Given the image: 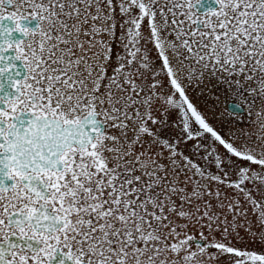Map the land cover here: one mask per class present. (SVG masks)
Listing matches in <instances>:
<instances>
[{
    "label": "snow or ice",
    "instance_id": "1",
    "mask_svg": "<svg viewBox=\"0 0 264 264\" xmlns=\"http://www.w3.org/2000/svg\"><path fill=\"white\" fill-rule=\"evenodd\" d=\"M0 264H264V0H0Z\"/></svg>",
    "mask_w": 264,
    "mask_h": 264
},
{
    "label": "rangeland",
    "instance_id": "2",
    "mask_svg": "<svg viewBox=\"0 0 264 264\" xmlns=\"http://www.w3.org/2000/svg\"><path fill=\"white\" fill-rule=\"evenodd\" d=\"M228 102H229V99L226 95L220 96L219 105L221 109H223Z\"/></svg>",
    "mask_w": 264,
    "mask_h": 264
}]
</instances>
